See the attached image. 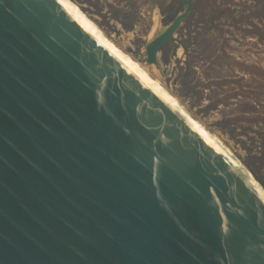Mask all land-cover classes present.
I'll return each instance as SVG.
<instances>
[{"label":"water","instance_id":"water-1","mask_svg":"<svg viewBox=\"0 0 264 264\" xmlns=\"http://www.w3.org/2000/svg\"><path fill=\"white\" fill-rule=\"evenodd\" d=\"M252 173L70 0H0V264H264Z\"/></svg>","mask_w":264,"mask_h":264},{"label":"rangeland","instance_id":"rangeland-1","mask_svg":"<svg viewBox=\"0 0 264 264\" xmlns=\"http://www.w3.org/2000/svg\"><path fill=\"white\" fill-rule=\"evenodd\" d=\"M74 1L142 63L155 17L161 31L184 9L175 0ZM190 2L159 55L160 80L264 182V0Z\"/></svg>","mask_w":264,"mask_h":264},{"label":"bare ground","instance_id":"bare-ground-1","mask_svg":"<svg viewBox=\"0 0 264 264\" xmlns=\"http://www.w3.org/2000/svg\"><path fill=\"white\" fill-rule=\"evenodd\" d=\"M87 18H89L91 20V22H93L119 49H121L124 53H126L137 65H139L145 72H147L162 88H164L165 90H167L178 102H180V104L191 114L193 115L197 121H199L213 136L215 139H217L221 145H223V147H225L231 154H233L235 156V158L238 160V162L244 166L251 174L252 171L250 170V168L238 157V155L235 153V151L231 148L230 145H228L220 136L219 134H216V132H214L203 120L200 119V117L194 112L192 111L185 103H183L178 97H176L174 95V93L169 90L164 83L162 82V80H160V71L157 68L156 65L152 64H148L146 62L142 63L140 62L137 58L134 57V55H132L128 49L125 47L124 43H121L119 41H117L115 39V36H111L110 34H108L105 29H103L96 21H94L92 18H90L84 11L83 9L74 1V0H70ZM155 26H153L154 28L152 29V32L150 33V37H152L154 35L155 32H157V30H159L160 28V24L158 23L157 17H155ZM126 35V34H125ZM131 36V34H130ZM129 36V37H130ZM134 38V37H133ZM129 40V39H128ZM182 51V50H181ZM181 54V53H180ZM162 78V77H161ZM259 183L264 186V183L262 181H260L258 179Z\"/></svg>","mask_w":264,"mask_h":264}]
</instances>
